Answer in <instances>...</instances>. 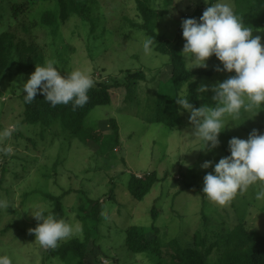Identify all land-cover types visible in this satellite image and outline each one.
Returning a JSON list of instances; mask_svg holds the SVG:
<instances>
[{"label":"rangeland","instance_id":"374dc122","mask_svg":"<svg viewBox=\"0 0 264 264\" xmlns=\"http://www.w3.org/2000/svg\"><path fill=\"white\" fill-rule=\"evenodd\" d=\"M143 1L156 14L155 32L177 42L181 50L185 43L182 19L198 20L202 15L200 9L217 2ZM228 2L234 9V1ZM86 4L94 25L72 14L65 22L45 26L39 21L40 15L46 9L57 10L55 2L28 1L29 11L24 18L31 26L29 38L42 55L41 64L55 59L61 65L62 75L79 68L89 71L95 82L111 83L112 78L124 81V76L134 71H141L144 77L131 82L130 79L131 86L111 92L108 104L96 105L79 121L59 118L49 124H27L20 123L25 94L20 87L35 66L21 71L13 65L6 71L0 80V130L12 124H17V130L11 138L0 141V199L10 203L8 210L0 211V255L11 256L13 264H63L57 256L45 260L49 256L47 250L29 232L38 223L29 210L38 205L52 210L57 202L53 197H60L63 218L82 226V233L72 237L79 240L86 237L83 224L94 219L82 217L92 206L88 199H97L102 204L97 228L90 233L87 245L93 249L97 242L94 254L99 255L103 264L113 263L100 256L99 251L120 264H170L168 241L176 238L181 246H188L195 228L209 242L219 244L229 229L241 221L248 230L255 229L264 235V201L255 198L264 189V182L238 193L226 205L210 201L198 189L204 175L213 171L211 166L202 169L200 165L205 160L214 164L229 155L230 138L246 139L252 129L264 133V107L250 118L252 113L242 114L235 121L239 125L229 121L219 134V145L211 151L195 149L201 144L191 139L193 125L189 112L180 108L184 124L181 127L170 128L155 120L159 83H168L171 65L167 55L154 49L150 54L144 53L142 43L148 35L133 24L143 22L136 0H86ZM8 13L0 10L2 30L8 22ZM19 35L25 34L19 30ZM253 35H260L264 45V28L253 30ZM206 63V69H210L220 61L211 56ZM234 74L197 76L198 88L202 84L209 86L208 91L200 93V104L214 106L211 86ZM182 89L184 92L185 86ZM109 117H114L118 126V142L106 136L101 147L102 137L111 133ZM79 127L80 130L89 127L84 140L78 134ZM8 147L11 153L6 152ZM152 172L156 182L137 200L130 193V177L142 178ZM187 182L195 185L188 186ZM153 205L157 208L154 216ZM131 224L156 235L163 255L132 254L124 243L125 229ZM207 259L214 264L215 253ZM88 262L94 264L92 260Z\"/></svg>","mask_w":264,"mask_h":264},{"label":"clouds","instance_id":"9594fccd","mask_svg":"<svg viewBox=\"0 0 264 264\" xmlns=\"http://www.w3.org/2000/svg\"><path fill=\"white\" fill-rule=\"evenodd\" d=\"M208 5L198 20L193 17L181 21L185 40L181 54L187 62V71L207 68V59L214 55L222 64V67L216 66V71H234L235 74L211 86L214 106L203 104L194 107L189 100L188 82H185L184 92L175 97L180 108L190 114L189 121L193 125L191 139L201 144L195 149L203 151H211L219 145V134L229 121L239 125L235 121L242 114L252 113L250 118L264 107L261 104L264 101L262 37L253 35V28L244 24L228 0H217ZM156 44L153 36H146L142 43L144 53L150 54ZM60 66L55 59L35 64L34 71L20 87L25 93V103H32L38 92L53 107L71 104L75 111L88 103V93L95 84L91 73L77 68L62 75ZM208 90V85L202 84L198 88L200 93ZM16 130L17 124L0 130V141L11 138ZM11 151V147L6 149L7 153ZM228 151L230 154L218 162L213 164V161L205 160L200 165L202 169L213 168L212 172L204 175L201 192L218 205H226L238 193L246 192L257 182H264V133L252 129L246 139L232 137L228 141ZM255 198L264 201V189L258 191ZM9 207L7 200L0 199V211ZM29 211L38 221L29 232L34 234L41 248L55 250L61 241L82 233L81 225L57 216L45 205ZM0 264H13V259L7 254L0 255Z\"/></svg>","mask_w":264,"mask_h":264},{"label":"trees","instance_id":"16d2710c","mask_svg":"<svg viewBox=\"0 0 264 264\" xmlns=\"http://www.w3.org/2000/svg\"><path fill=\"white\" fill-rule=\"evenodd\" d=\"M29 0H0V10L3 8L8 10V22L5 29L0 31V80L5 77L6 71L14 65L16 70L27 71L35 64L42 63V55L37 49L34 40L29 38L28 33L30 24L25 21L24 15L29 11ZM47 2H55L57 10L46 9L40 15V23L47 26L50 24L65 22L70 15H77L84 21L94 25L92 16L89 14V7L86 0H46ZM235 7L234 11L240 15L246 26H251L253 30L264 28V0H233ZM137 9L140 12L143 22L133 23L138 29L143 30L148 36H153L156 41L154 51L167 55L171 65V74L168 83H159L160 88L157 91V98L154 105V117L156 122L161 123L170 128L183 126L182 116L180 115V106L176 103L175 97L179 96L188 82L189 100L194 107H200V92H198L197 76H214L228 74L229 72L216 71L215 68H192L187 71V66L184 57L181 54V48L177 42L163 38L157 34L153 26V18L156 16L154 10L147 6L143 0H136ZM204 9H200L203 13ZM5 14V13H4ZM199 17V15H198ZM14 23V26H12ZM19 30L25 35H19ZM212 58L218 60L214 55ZM219 61V60H218ZM217 66L222 67V64ZM234 72V71H233ZM231 72V73H233ZM141 71H134L124 76V81L119 78H109L111 83L105 81H96L92 89H90L89 101L75 111L72 105H57L51 106L41 93L36 95L35 100L27 104L22 98V112L20 111V123L37 124L50 123L59 118L63 120L79 121L96 105H105L111 101V92L119 88H128L133 80L143 79ZM127 78V79H126ZM131 79V80H130ZM130 80V82H129ZM131 86V85H130ZM169 91H172L169 93ZM108 125L111 133L102 137L100 146L105 142V137L110 136L112 140L118 142V126L114 117L108 118ZM79 127L78 134L84 140V136L90 131L89 127L81 129ZM155 174L144 175L142 178H137L132 175L130 177L129 189L131 195L137 200L147 193L151 186L156 182ZM188 186L195 185L194 183H186ZM203 184L198 187L199 191ZM57 200L53 204L52 210L57 216L64 217V211L60 204V197H53ZM53 199V200H54ZM91 203L89 213L82 216L84 219L93 217L90 223L83 224L85 239L79 240L72 238L59 244L55 250L46 249L49 256H45L46 260L50 256H57L63 264H90L88 260H92L94 264H103L98 254H94L95 243L93 249L88 248V238L90 233L97 226L99 220L98 214L102 204L98 200L88 199ZM157 213L155 205L152 206L151 215ZM94 241V240H93ZM95 242V241H94ZM124 243L132 254H140L148 252L150 254L161 256L163 249L158 237L148 233L142 226L131 224L125 229ZM171 249L168 255L170 264H209L207 257L215 253L214 264H264V235L255 229L248 230L245 222L241 221L233 225L221 244L219 242H209L206 237L201 235L198 228H195L191 235V244L181 246L178 239L171 238L168 241ZM97 249V246H96ZM98 252V251H97ZM100 256L109 259L113 264H120L119 261L108 257L107 253L99 251ZM89 258V259H88Z\"/></svg>","mask_w":264,"mask_h":264}]
</instances>
